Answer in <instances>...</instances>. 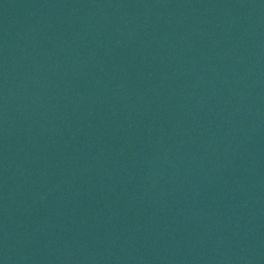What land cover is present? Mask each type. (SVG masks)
I'll list each match as a JSON object with an SVG mask.
<instances>
[{"label": "water", "instance_id": "1", "mask_svg": "<svg viewBox=\"0 0 264 264\" xmlns=\"http://www.w3.org/2000/svg\"><path fill=\"white\" fill-rule=\"evenodd\" d=\"M264 178V0H0V197L111 203Z\"/></svg>", "mask_w": 264, "mask_h": 264}]
</instances>
